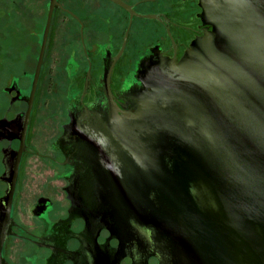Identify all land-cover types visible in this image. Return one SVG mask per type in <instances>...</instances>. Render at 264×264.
I'll list each match as a JSON object with an SVG mask.
<instances>
[{"label":"flooded vegetation","instance_id":"1","mask_svg":"<svg viewBox=\"0 0 264 264\" xmlns=\"http://www.w3.org/2000/svg\"><path fill=\"white\" fill-rule=\"evenodd\" d=\"M122 1L135 13L58 0L47 31L50 0H0V264H135L75 126L133 119L154 80L213 31V0Z\"/></svg>","mask_w":264,"mask_h":264},{"label":"water","instance_id":"2","mask_svg":"<svg viewBox=\"0 0 264 264\" xmlns=\"http://www.w3.org/2000/svg\"><path fill=\"white\" fill-rule=\"evenodd\" d=\"M204 9L213 31L154 80L133 119L75 126L135 264H264V0Z\"/></svg>","mask_w":264,"mask_h":264},{"label":"rangeland","instance_id":"3","mask_svg":"<svg viewBox=\"0 0 264 264\" xmlns=\"http://www.w3.org/2000/svg\"><path fill=\"white\" fill-rule=\"evenodd\" d=\"M69 3H70V2H69ZM70 4L74 5V4H75V2H74V1H72ZM74 6H75V5H74ZM74 6H73V7H74ZM74 8H75V7H74ZM75 48H76V47H75Z\"/></svg>","mask_w":264,"mask_h":264}]
</instances>
